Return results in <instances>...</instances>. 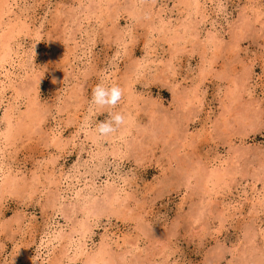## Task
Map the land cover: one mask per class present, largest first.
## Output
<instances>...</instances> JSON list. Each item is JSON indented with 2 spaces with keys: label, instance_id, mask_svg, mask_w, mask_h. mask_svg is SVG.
<instances>
[{
  "label": "rangeland",
  "instance_id": "1",
  "mask_svg": "<svg viewBox=\"0 0 264 264\" xmlns=\"http://www.w3.org/2000/svg\"><path fill=\"white\" fill-rule=\"evenodd\" d=\"M0 1V264H56L85 195L62 264H264V0ZM109 111L127 123L100 137Z\"/></svg>",
  "mask_w": 264,
  "mask_h": 264
},
{
  "label": "bare ground",
  "instance_id": "2",
  "mask_svg": "<svg viewBox=\"0 0 264 264\" xmlns=\"http://www.w3.org/2000/svg\"><path fill=\"white\" fill-rule=\"evenodd\" d=\"M192 1H194V0H192ZM1 2V1H0ZM91 2H92V0H91ZM2 3V2H1ZM4 3H6V2H4ZM195 5V4H194ZM1 7V6H0ZM7 7V6H6ZM2 9H3V6H2ZM89 9V8H88ZM93 9V8H92ZM94 10H96V9H94ZM93 11V10H92ZM2 12V11H1ZM198 13V12H197ZM2 15V14H1ZM1 15H0V17H1ZM205 15V14H204ZM2 18V17H1ZM202 18H203V16H202ZM2 20V19H1ZM187 22H189V21H187ZM24 24V23H23ZM183 24V23H182ZM181 24V25H182ZM185 24H186V26H187V23L185 22ZM16 25V24H15ZM15 25H14V27H15ZM180 25V26H181ZM26 26V25H25ZM179 26V27H180ZM184 26V25H183ZM13 27V29H15ZM188 27V26H187ZM20 28V27H19ZM18 28V29H19ZM183 28V27H182ZM190 28V27H189ZM11 29V28H10ZM9 29V30H10ZM17 29V28H16ZM22 29V28H21ZM8 32V31H7ZM11 32L12 31H10V34H11ZM14 32V31H13ZM12 32V33H13ZM16 32H17V30H16ZM185 32H186V30H185ZM177 33V32H176ZM184 33V32H183ZM194 33V32H193ZM2 34V33H1ZM178 34V33H177ZM14 34H11V37L13 36ZM9 36V35H8ZM175 36H176V34H175ZM2 37V36H1ZM180 37V36H179ZM178 37V38H179ZM6 37H5V35L1 38V40H2V42L4 41V44L3 45H1V46H3L2 48H1V51H0V74H1V72H2V70H6V71H8V69H7V67L6 66H9V67H13V63H14V59L11 57V56H9V48H8V40H6L5 39ZM183 38V37H182ZM5 39V40H4ZM207 39V38H206ZM206 43V42H205ZM5 44H7V45H5ZM204 45V44H203ZM214 45V44H213ZM212 45V46H213ZM6 47V49L8 48V51H6L5 50V47ZM211 46V45H210ZM12 55H13V53H12ZM7 58H9V60H7ZM7 75V74H6ZM6 75H4V77H7ZM36 78V77H35ZM27 84V83H26ZM4 89V86H3V84H1L0 85V93L2 94L3 93V90ZM28 90V89H27ZM70 94H71V92H70ZM71 96V95H70ZM67 97H69V96H67ZM28 105V104H27ZM14 109V108H13ZM29 110H31V109H29ZM42 112V111H41ZM128 112V111H127ZM7 115V114H6ZM27 115V114H26ZM34 115V114H33ZM29 116V115H28ZM22 117V116H21ZM20 117V118H21ZM34 117H36V116H33V118ZM127 118V117H126ZM7 119H8V117H7ZM10 119V118H9ZM35 119V118H34ZM11 122V121H10ZM25 124V123H24ZM35 124V123H34ZM40 125V124H39ZM9 128V127H8ZM12 128V127H11ZM14 129V128H13ZM7 131V130H6ZM13 131V130H12ZM8 132V131H7ZM15 133H17V132H15ZM14 133V134H15ZM5 134V133H4ZM8 134H9V132H8ZM94 134V133H93ZM7 135V134H6ZM6 135H4V136H6ZM11 135V134H10ZM97 135V134H96ZM17 136V135H16ZM91 136V135H90ZM7 137H9V136H7ZM7 137H4L5 139L7 138ZM110 137V136H109ZM8 139V138H7ZM10 139V138H9ZM8 139V140H9ZM14 139V138H13ZM93 139H94V137H93ZM7 140V141H8ZM10 141L11 140H9V142H7V143H9V144H11L10 143ZM93 141V140H92ZM58 146V145H57ZM104 153V152H103ZM102 157V156H101ZM223 169V168H222ZM225 170V169H224ZM227 173V172H226ZM10 175V174H9ZM13 175V174H12ZM58 175V174H57ZM223 174H222V172H220V170H218V169H212V170H210V172H207L206 171V176H205V179L204 180H211V179H218V178H220L221 176H222ZM16 175H14V177H15ZM60 178H59V180L57 181V183H56V181H55V183L57 184H54V182H53V180H55V179H53L52 180V182H53V184L55 185V186H57V188H55V190H56V192H57V195H59V193H60V191H61V189H60V186H63L64 184H66L67 183V181H68V178L67 177H63L62 175H61V173H60ZM225 176V175H224ZM13 177V176H12ZM12 178V179H10V180H8V181H5L4 180V184L2 185L3 187H1V188H12L15 184H17L16 183V180L17 179H15V178ZM72 177V176H71ZM226 177V176H225ZM9 179V178H8ZM221 180V179H220ZM50 182H51V180H49ZM212 181V180H211ZM210 181V182H211ZM18 182V181H17ZM210 182H209V184H210ZM206 183V182H205ZM207 184H208V182H207ZM213 184V183H212ZM215 184V183H214ZM19 185V184H18ZM17 185V186H18ZM54 186V187H55ZM16 188V187H15ZM0 190H2V189H0ZM206 190V189H205ZM112 191V190H111ZM79 193V192H78ZM55 195V194H54ZM75 195H77V194H75ZM119 194H117V193H112V195H110V194H105V198H104V202L103 203H105V204H107V205H111V204H113L114 203V201L116 202V200H118L119 199V196H118ZM79 196V195H78ZM102 196V197H103ZM76 197V196H75ZM89 198H90V196H89ZM86 195H85V197H84V199L81 201H78L77 199V201H78V204H74V203H72V204H70L71 205V207L73 206L74 207V205L76 206V205H79V204H83L82 206H81V212L83 213V218H82V220H80V221H77V223H75L76 225L75 226H72L70 229H69V231L68 232H63V231H60V232H57V234L56 235H53V237H52V239H50L48 242L50 243V244H53V242H58V243H60V241H64L63 243V251L61 252V256H60V259L59 260H57L58 262H55L56 264H62L63 263V261H65L68 257H69V252H70V250H72L71 248L72 247H74L75 246V244H78V243H80V245L83 247L84 246V238H85V236H86V234L88 233V231L90 230V222H89V218L91 217V216H95V214L96 213H98L102 208L100 207V204L98 203V202H96L95 200L93 201V200H91V201H89L88 199H89ZM53 199V198H52ZM93 199V198H92ZM54 200V199H53ZM56 200V199H55ZM257 200V199H256ZM73 202H74V200H73ZM102 202V201H101ZM120 202V201H119ZM255 204V203H254ZM118 205V204H117ZM259 205H260V203H259ZM264 205V204H263ZM55 206V205H54ZM255 206V205H254ZM261 206V205H260ZM79 207V206H78ZM262 207V206H261ZM119 208V207H118ZM110 209H111V207H110ZM260 209H264L263 207L262 208H260ZM259 211V210H258ZM53 212V211H52ZM65 215H67L68 213H64ZM257 216H259V215H257ZM65 218V217H64ZM92 220V219H91ZM93 221V220H92ZM76 234H78V239H79V242L78 243H76L75 242V240H76V238H75V235ZM87 237V236H86ZM80 239H82V241L80 240ZM43 242V241H42ZM83 242V243H82ZM48 243V244H49ZM86 243V242H85ZM40 244H42L41 242H40ZM39 246V245H38ZM78 246V245H77ZM42 247H44V246H42ZM38 249V248H37ZM62 249V248H61ZM75 249H76V247H75ZM39 252V251H38ZM74 252V255H75V253H76V250H74L73 251ZM40 253V252H39ZM39 253H38V255H37V253H36V255H37V257L35 256V258L32 260H29L28 261V263L29 264H35L36 263V261H37V259H38V256H39ZM80 253H81V251H80ZM106 255H107V251L105 250V246H100L99 247V250L95 253V254H93V255H90V256H88L87 257V260H86V264H105V263H107L106 262ZM72 256V255H71ZM73 257V256H72ZM41 261V260H40ZM56 261V260H55ZM40 264H42V262H40Z\"/></svg>",
  "mask_w": 264,
  "mask_h": 264
},
{
  "label": "clouds",
  "instance_id": "3",
  "mask_svg": "<svg viewBox=\"0 0 264 264\" xmlns=\"http://www.w3.org/2000/svg\"><path fill=\"white\" fill-rule=\"evenodd\" d=\"M124 89L118 85L97 84L92 90L90 101L98 109H114L122 100ZM127 123L126 114L122 112L109 111L108 117L96 124L94 131L100 137H109L115 134L122 126Z\"/></svg>",
  "mask_w": 264,
  "mask_h": 264
}]
</instances>
